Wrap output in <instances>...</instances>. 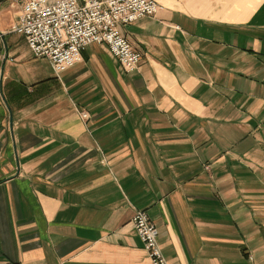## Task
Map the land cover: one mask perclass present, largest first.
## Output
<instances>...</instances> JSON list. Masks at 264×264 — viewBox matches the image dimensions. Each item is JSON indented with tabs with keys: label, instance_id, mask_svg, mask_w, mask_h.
I'll use <instances>...</instances> for the list:
<instances>
[{
	"label": "crops",
	"instance_id": "0c3cea01",
	"mask_svg": "<svg viewBox=\"0 0 264 264\" xmlns=\"http://www.w3.org/2000/svg\"><path fill=\"white\" fill-rule=\"evenodd\" d=\"M156 3L57 74L0 0V264H264V0Z\"/></svg>",
	"mask_w": 264,
	"mask_h": 264
},
{
	"label": "built area",
	"instance_id": "2783aa9c",
	"mask_svg": "<svg viewBox=\"0 0 264 264\" xmlns=\"http://www.w3.org/2000/svg\"><path fill=\"white\" fill-rule=\"evenodd\" d=\"M20 14L11 33L22 35L34 58L45 59L55 73L74 66L81 51L90 45H104L125 73L138 70L142 61L120 26L157 13L156 0H13ZM2 35H0L1 39ZM83 119H88L82 113ZM132 225L150 264H167L158 246V231L141 211ZM252 264V258H248Z\"/></svg>",
	"mask_w": 264,
	"mask_h": 264
},
{
	"label": "rangeland",
	"instance_id": "374dc122",
	"mask_svg": "<svg viewBox=\"0 0 264 264\" xmlns=\"http://www.w3.org/2000/svg\"><path fill=\"white\" fill-rule=\"evenodd\" d=\"M0 35H2V34H0ZM153 224H154V223H153ZM158 246H159V244H158ZM144 250H145V249H144ZM160 250H161V249H160ZM145 251H146V250H145ZM146 253H147V252H146ZM161 253H162V252H161ZM162 256H163V255H162ZM147 257H148V256H147ZM249 257H251V256H248V257H247V261H248V258H249ZM251 258H252V257H251ZM164 259H165V258H164ZM148 260H149V259H148ZM165 261H166V260H165ZM166 263H167V262H166ZM248 263H249V262H248ZM252 264H253V259H252Z\"/></svg>",
	"mask_w": 264,
	"mask_h": 264
},
{
	"label": "bare ground",
	"instance_id": "6f19581e",
	"mask_svg": "<svg viewBox=\"0 0 264 264\" xmlns=\"http://www.w3.org/2000/svg\"><path fill=\"white\" fill-rule=\"evenodd\" d=\"M157 12H158V11H157ZM19 14H20V13H19ZM154 15H156V14H154ZM154 15H153V16H154ZM153 16H150V17H153ZM103 46H104V45H103ZM107 50H108V49H107ZM108 52H109V51H108ZM111 56H112V55H111ZM112 57H113V56H112ZM113 58H114V57H113ZM114 59H115V58H114ZM133 228H134V227H133Z\"/></svg>",
	"mask_w": 264,
	"mask_h": 264
}]
</instances>
